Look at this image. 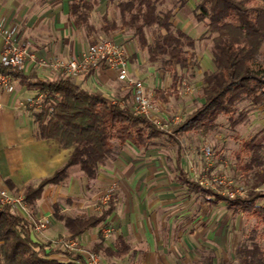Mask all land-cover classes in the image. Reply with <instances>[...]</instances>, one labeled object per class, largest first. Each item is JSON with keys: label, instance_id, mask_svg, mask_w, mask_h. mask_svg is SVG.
<instances>
[{"label": "trees", "instance_id": "obj_1", "mask_svg": "<svg viewBox=\"0 0 264 264\" xmlns=\"http://www.w3.org/2000/svg\"><path fill=\"white\" fill-rule=\"evenodd\" d=\"M111 2L114 0H110ZM165 0H125L103 16L100 32L109 36L118 30L131 32L132 39L146 52L149 64H159L167 74L170 85L156 90L162 102L178 97L186 72L193 65L195 39L172 23L173 11H161ZM189 0H177L182 9ZM98 6L97 0H70L69 17L77 29H85L87 37L96 33L89 17ZM194 19L205 23L211 39L212 71L204 72L201 103L186 117L170 126V132L136 113L132 106L97 91H88L70 78L38 79L21 76L19 70L0 67V71L14 76L20 84L42 95L36 112V137L52 141L69 155L62 167L36 184L23 190V204L32 210L48 186H60L69 177V170L77 166L88 181L96 180L100 167L106 165L125 145L145 149L167 136L177 146V181L191 191L199 192L210 207L223 204L235 215L254 220L247 234L248 246L236 249V261L227 264H264V127L241 145L235 154L241 175L245 178V195L223 196L208 188H201L181 168L178 138L184 134L205 135L216 128L221 117L227 118L234 130L248 120L250 113L264 105V0H199ZM149 32V37L147 34ZM201 39L204 36L200 37ZM94 43L92 40L90 44ZM248 103L238 112L236 105ZM9 190L14 186L7 180ZM117 195L112 194L100 212L69 217L53 205V218L63 224L66 237L77 239L84 232L100 227L113 213ZM32 223L15 214L9 207H0V264H85L82 254L50 248L31 237ZM98 241L90 252L104 257H119L128 247L118 238L115 251L104 244L99 231ZM63 256L65 260L57 257Z\"/></svg>", "mask_w": 264, "mask_h": 264}, {"label": "rangeland", "instance_id": "obj_2", "mask_svg": "<svg viewBox=\"0 0 264 264\" xmlns=\"http://www.w3.org/2000/svg\"><path fill=\"white\" fill-rule=\"evenodd\" d=\"M55 1L37 0V4L43 3L41 6H47V13H49L50 6ZM114 1L118 3L125 0ZM176 1L165 0L159 6V10H172V23L174 27L177 28L179 25L184 26L182 30L195 39L193 50L195 57L193 65L186 72L184 85L181 86L177 98L173 96L167 97V102L165 103L152 97V100L150 99L155 124L167 132H170L171 125L182 121L187 114L200 105L203 73L213 70L210 53L212 46L211 39L207 37L205 23H198L194 19L196 5L199 0H189L182 9L175 8ZM110 5H107L108 8ZM101 12L99 11V13L94 14L91 19V24L96 28H99L102 24L100 20ZM57 17L58 23L56 26L54 24L51 26L50 24V29L65 26V17H60V14ZM59 17L61 19L60 23ZM46 26H48V23ZM7 28L4 25H0L1 40L3 33L9 30ZM70 30L73 29L66 30L64 34L66 38H70L73 33L78 45L85 43V32L83 30L73 32ZM41 32L44 31L41 30ZM147 34L149 37L148 31ZM121 35L123 38L122 44L128 46V48L130 46V50L128 49L129 54L132 52L134 56H138L143 60L145 58V51L137 45L136 40L132 39L131 32L125 30ZM201 36H204V38L201 39ZM141 65L147 68L145 61H142ZM150 70L159 74L157 88L166 90L168 75L164 74L159 64L152 65ZM152 94L150 92V95ZM247 103L248 101L246 100L238 103L236 105L237 112ZM263 127L264 105L250 113L248 120L237 126L234 130L230 128L227 118L221 117L217 121L216 128L205 135H181L178 138V145L181 148V164L184 170L195 181L206 179L208 184H212V178L217 177L222 180L225 179L226 183L230 184L215 186V189L211 190L216 193L228 197L233 193L243 197L245 195V178L240 173L239 164L235 160V154L241 150L243 142L249 140ZM206 145L211 149L209 157L204 156L203 148ZM176 150L177 146L168 141L167 136L159 138L153 145L144 150H135L131 145H125L118 153L116 152L108 159L105 166L99 169L98 176H103L101 181L83 179L79 168L77 166L73 167L71 173L74 182L69 189L71 195H63L66 198L61 199L62 201L59 203L61 210L64 214L71 217L80 214H97L112 194L122 195V189L119 184L120 180L124 177H135V175L137 177L140 173L142 175L140 178H147L150 174L154 173L150 170L152 166L161 170L159 172L160 177L171 180L174 175L173 168ZM148 168L150 169L148 170ZM127 174L129 176H126ZM159 175L156 176L159 177ZM237 190L241 193L240 195L236 194ZM12 194H22L21 189H17ZM58 195L60 194H57V197L54 196V193L49 195V200L44 203V207L40 206L37 208L35 206L32 210L25 208L23 211L20 210L17 215L28 220L32 217L35 220L34 222L47 221L48 225L46 229L39 233L31 231L33 240L36 242L44 241V244L50 243V248L63 250L61 247H58L56 242L61 240L67 241L69 238L59 234L61 229L52 223V216L50 214V206L53 202H56ZM171 199H173V204L164 209V214L167 215L165 219L167 220H162L165 224L167 221L171 226L168 228V231H164L167 235L162 233L161 238L163 242L166 239L167 242L165 243L170 245L169 248H175L173 253L180 256L177 257L178 260L174 261L175 264H227L235 262L237 258L236 249L249 245L247 234L255 225L254 220H248L241 215H233L222 204L217 208H211L206 204L201 194L190 192L183 186H175ZM101 227L107 231L104 237L105 244L112 243L116 237L118 228L115 227L114 223L107 221L99 227V231ZM96 232L97 229L91 233L92 242L93 240L94 242L96 241ZM73 241L76 243V249L83 256H86L90 252L91 244L94 243L83 240L79 241L78 239H73ZM261 246L264 250L262 243ZM99 255L102 257L104 264H112L102 254ZM57 258L65 260L63 256H58Z\"/></svg>", "mask_w": 264, "mask_h": 264}, {"label": "crops", "instance_id": "obj_3", "mask_svg": "<svg viewBox=\"0 0 264 264\" xmlns=\"http://www.w3.org/2000/svg\"><path fill=\"white\" fill-rule=\"evenodd\" d=\"M97 1L98 6L90 13L88 22L96 31L91 39L87 37L85 29H77L72 25L69 17L70 0H56L55 3L50 6L51 8H48L49 13H47V6H41L43 3L37 4V0H0V25L8 27L7 29L9 30H14L17 42L28 46L39 59L56 57L65 59L70 56L79 55L91 45L90 43L92 40L95 42L99 38L110 39L116 43L122 44L121 41L123 38L121 34L125 30L115 31L109 36H105L99 31L103 26V16H109L112 7L122 1L118 3L115 1L111 2L110 0ZM107 5H110L109 8ZM99 11H102L100 14L102 24L99 28H96L91 24V19L94 14L99 13ZM58 14H60V17H65V26L50 29V24L51 26H53V24L56 26L58 23ZM60 17L59 23L61 22ZM47 23L48 26H46ZM71 28L73 29L70 30L72 32L80 30L85 32V43L78 45L77 39L73 33L70 38L64 36L66 30ZM177 28L182 30L184 26L179 25ZM41 30L44 32H41ZM1 47L2 40L0 39V50ZM126 47L128 48V46ZM144 57L145 58L141 60V58L134 56V54L130 52L128 72L135 79L142 81L144 90L149 99L152 100V98H154L161 101L155 96V91L161 90L157 88L159 74L150 70L152 64L148 63L146 52ZM142 61L147 63V68L142 67ZM19 72L21 76L29 77L33 75L38 79H56L60 75L55 71L41 70L32 63L25 64ZM76 83L85 90L101 92L110 97L113 101H117L122 106H131V88L126 83L119 81L115 72L105 67H98L90 71L85 76H82ZM11 85L13 87L11 92L0 94V189L8 191L10 194L17 191L19 188L23 193L26 185L36 184L42 178L52 175L57 169L63 166L69 155L68 150L60 149L56 143L40 140L36 137V124L34 123V112H36V109L26 105V100L37 97V92L22 86L20 80L14 76H12ZM166 85H168L167 88L170 85L169 76L167 77ZM149 91L153 94L150 95ZM179 164L184 170L181 164V158ZM176 167L177 150L173 168V180L160 177L161 175H159V172L161 170L152 166L150 167L151 169L148 168V170L150 169L154 173L150 174L147 178H140L142 177L140 173L137 177L136 175L135 177H124L119 181L122 195L119 196V194H116L118 200L115 209L106 220L107 222L114 223L115 227L118 228V232L112 243L105 244L104 240V244L110 247L112 251H115V244L117 239L120 238L128 247V252L119 257H105L112 264H140V262L141 264H175L174 261L178 260L177 257H180L178 254L175 255L173 253L175 248H169L170 245L165 243L167 242L166 239L164 242L162 241V233L166 234L164 231H168V228L171 226L167 221L166 224L164 221L162 222V220H167L165 219L167 215L164 214V209L173 204L171 196L176 185L183 186L190 192H199L191 191L188 187L177 181ZM71 169L69 170L67 181L60 186L46 187L42 198L35 205L37 208L40 206L44 207V203L49 200V195L54 193V196L57 197V194H60L56 202L51 204L50 214L52 216V223L60 227L61 230L59 234L64 236L67 234L63 224L57 222L53 218V205L58 204L60 207L59 203L62 201L61 199L66 198V196L63 195H71L69 189L74 182ZM185 173L189 176L186 171ZM80 175L83 179H86L81 171ZM156 175H159V177ZM126 176H129V174ZM102 177L103 176H97L96 181H101ZM7 180L14 186V190L11 191L8 189L6 184ZM61 212L63 213L62 210ZM230 212L235 215L232 211ZM29 221L33 223L35 220L31 217ZM96 229L98 236L99 227ZM96 229L84 232L77 239L79 241L83 240L93 243L94 240L92 242L91 233L96 231ZM31 237L34 239L32 233ZM97 241L98 237L96 241L91 244V247ZM37 242L44 244V241Z\"/></svg>", "mask_w": 264, "mask_h": 264}, {"label": "built area", "instance_id": "obj_4", "mask_svg": "<svg viewBox=\"0 0 264 264\" xmlns=\"http://www.w3.org/2000/svg\"><path fill=\"white\" fill-rule=\"evenodd\" d=\"M129 58L130 54L125 45L116 43L110 39L99 38L79 55L70 56L65 59L58 57L39 59L28 46L17 42L14 30H8L3 33L2 47L0 50V67L14 71L20 70L27 63H32L41 70L58 72L75 82L90 71L98 67H105L115 72L117 79L126 83L131 88L132 109L154 122L155 118L153 116L151 102L146 95L142 81L135 79L128 72ZM11 79L12 76L0 71V94L12 91ZM182 85H184V81ZM42 98V95L39 94L35 98L26 100V105L32 108H38ZM203 152L205 157H209L211 149L206 145L203 148ZM195 182L202 188L213 190L218 185H230L226 183L225 179L222 180L217 177L212 178V184H208L206 179L196 180ZM236 194L240 195L241 193L237 190ZM234 195L232 193L229 196L232 197ZM0 207H9L15 214L26 208L23 204L22 194L13 195L4 189H0ZM47 225V221L34 222L32 223V231L39 233L46 229ZM100 232L103 238L107 234V231L102 229V227ZM56 244L68 252H78L75 247L76 243L71 239L67 241L61 240L56 242ZM83 260L85 264H104L102 257L96 253H87L86 256H83Z\"/></svg>", "mask_w": 264, "mask_h": 264}]
</instances>
